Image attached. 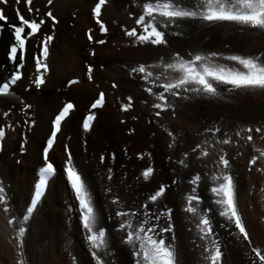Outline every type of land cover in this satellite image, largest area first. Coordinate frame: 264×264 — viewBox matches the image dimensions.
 I'll return each mask as SVG.
<instances>
[{
    "label": "bare ground",
    "instance_id": "6f19581e",
    "mask_svg": "<svg viewBox=\"0 0 264 264\" xmlns=\"http://www.w3.org/2000/svg\"><path fill=\"white\" fill-rule=\"evenodd\" d=\"M47 1L51 2L48 6ZM93 2L33 0L28 5L25 0L18 4L8 0L2 4L8 21L14 20L19 9L26 18H44L45 23L28 42L23 76L0 96V127L6 132L0 153V188L5 196L0 203V264H96L80 219L82 210L64 176L65 147L70 150L71 165L91 193L97 227L106 233L102 253L106 264L137 261L132 246L125 242L126 232L120 228L127 218L118 216V211L135 212L137 215L131 217L134 225L145 219L147 211L146 227L156 226L157 238H163L175 250L176 264H210L205 248L212 250V240L221 252L217 264H261L253 249L264 255V172L257 170L264 168V157L255 165L250 160L259 156L256 149L264 151V131L255 132L256 128L264 129V92H229L228 86L220 85L221 95L208 97L181 89L179 97L168 96L169 106L145 91L151 85L131 69L140 64H160L147 70L154 73L150 81L163 73L156 84L164 83V76L172 80L181 73L165 71L161 59L170 63L177 56L188 60L196 53L210 52L224 57L257 56L264 53V31L241 28L232 22L185 19L163 29L166 45L154 46L125 34L126 29L133 27L141 32L142 26L135 21L146 0H108L100 15L107 23L104 36L97 34L90 16ZM184 2L192 4L198 0ZM52 15L56 22L50 21ZM87 28L94 36L92 42L85 37ZM48 33L53 34L48 43L50 69L45 83L37 87L31 54L38 51L40 40ZM98 39L105 43L97 45ZM11 41V31L4 25L0 37V79L14 70L18 61L7 58ZM213 60L243 70L237 62ZM89 65L94 66L91 82L85 75ZM71 77H78L79 81L66 88L64 84ZM162 90L153 87L154 92ZM99 91L105 92L104 104L94 111L91 127L82 130V114ZM68 99L75 102L74 108L62 120L49 154L57 171L34 211L28 213L36 169L42 163L41 146L53 114ZM155 103L164 108H154ZM249 127L253 129L251 133L243 131ZM217 128L219 132L215 131ZM248 135L253 136L252 141L247 140ZM225 139L230 143H222ZM204 151L208 155H202ZM221 155L229 160L226 169L219 165ZM148 168L152 173L146 179L143 173ZM222 173L233 178L235 203L248 240L233 221L220 215L221 206L215 203L219 197L211 188L219 181L212 177ZM197 176L200 179L193 184ZM160 186L164 192L151 201L149 197ZM192 194L199 197L198 204L193 203L200 214L211 221L212 235L203 240L197 228L198 217L185 211L187 197ZM164 228L170 230L160 232Z\"/></svg>",
    "mask_w": 264,
    "mask_h": 264
},
{
    "label": "snow or ice",
    "instance_id": "6c2138e0",
    "mask_svg": "<svg viewBox=\"0 0 264 264\" xmlns=\"http://www.w3.org/2000/svg\"><path fill=\"white\" fill-rule=\"evenodd\" d=\"M8 0H0V3H7ZM17 4L20 0H16ZM25 2L30 5L31 0H25ZM106 0H98L95 5L94 13L96 17L101 15V6L104 5ZM29 12L32 11L29 7ZM17 11V18L19 24H11L10 27L13 29L14 39L16 41L10 48L9 58L13 61L17 60V54L19 50V61L18 68L23 66L24 55L26 52V43L31 39L36 33L39 32L41 26L45 23L44 20L37 22L35 19H26L19 11ZM48 15H51L50 13ZM185 19H199L207 23H217V22H232L239 25L241 28L249 27L255 30L264 31V0H198V2L187 4L184 0H146L142 3V13L138 16L135 23L137 26H142L141 32L138 33L137 28L133 27L130 30L126 29L125 34L128 37H135L136 41L139 43H151L154 46L166 45L167 40L165 38L166 33L163 29H167L170 26L176 24L178 20ZM0 21L8 23V17L4 13L3 9H0ZM101 31L106 32L107 29L99 21ZM3 25H0L2 28ZM26 29L28 31L26 32ZM178 34V33H174ZM51 36H46L42 41L43 44V56L46 58L48 55L47 43L52 40ZM91 40L92 37L89 36ZM97 43L103 44L104 40H99ZM264 53L257 56H242V55H230L224 57L222 54L217 52H210L208 54L196 53L191 59L185 60L182 57H174L173 61L170 63H164L161 59V64L165 71L172 70L177 73H181L178 77L172 80H168L167 76H164V83L156 84V81L161 80L163 73L156 74L154 80L152 78L154 73L148 71L147 68L160 67L157 65L140 64L138 67H133L131 71L133 73L142 74V79L146 84L151 86L146 87L150 95L155 96L157 100L164 101L165 104L170 106V101L168 96H180V90L184 92H192L197 95L203 94L208 97H217L221 95L219 86H228L227 91L232 92L234 90L241 89H255L264 92ZM213 58H222L228 61L237 62L242 66V69L229 68L228 65L216 64ZM37 70L40 67L47 68L46 64L37 58ZM91 70V69H90ZM20 79V75L17 74L12 77L11 81H5L0 84V94H6L9 91L10 83H15L16 80ZM213 81V82H210ZM37 87L44 83L42 76L37 77L35 81ZM153 87L161 88L162 91L154 92ZM167 94V95H166ZM187 98V97H183ZM104 101V94L101 93L99 98L91 105L92 109H96L101 106ZM73 104L68 103L63 107V110L55 116L52 122V131L50 138L47 141V147L44 149L45 159L47 160L48 151L52 148L53 143L60 131L61 121L69 113V110L73 109ZM126 107H130V104ZM154 108L163 109L164 105L161 103H155ZM5 117L8 113L3 114ZM157 116L160 112L156 113ZM95 119L93 114H89L84 118L83 127L88 130L91 127V121ZM11 128L12 125H7ZM211 131V130H210ZM215 131L219 132L217 128ZM248 133L253 131L252 128L243 129ZM264 129L256 128L255 132L260 133ZM171 135V133H170ZM237 136L240 135L239 132L236 133ZM6 136L5 128L0 127V140H3ZM264 139V137H262ZM248 141L253 140L252 135L247 136ZM224 144L230 143L228 139L222 141ZM199 147V146H197ZM259 156H253L250 160V164L255 165L257 161L264 157V151L256 149ZM202 155H208L207 151H204ZM103 160V157L101 158ZM69 167L66 168V174L68 180L73 188L76 198L78 200L79 206L81 208V222L83 227L87 230V240L91 244L92 256L96 260V264H106L104 252L106 246V233L103 229L97 227V220L95 214V208L92 203L91 193L87 187L86 182L82 178L81 174L71 166V155L68 157ZM219 165L223 168H228L229 160L221 155L219 158ZM258 171L264 172V168L257 169ZM53 171V165L48 163L47 166L41 169V177L39 183L36 186L35 195L32 200V206L28 208V213L33 211L39 201L43 187L46 184L47 174ZM152 173V169L148 168L144 171L143 175L147 179ZM200 177L197 176L192 181L195 184L199 181ZM213 181H219L211 188L212 193L219 197L216 199L215 203L221 206L220 215L227 217L229 220L233 221L239 231L244 234V239L248 240V234L241 221L238 214L236 203H235V192L233 178L227 174H221L220 176H213ZM164 188L161 187L155 194L151 195L149 199L151 201H156L158 197L164 192ZM193 193H195V188H193ZM3 188H0V203H3L5 196L3 195ZM114 203H118V200H114ZM193 202L198 204L199 197L195 194L189 195L187 197L188 206L185 211L198 217L197 228L202 233L201 239L210 237L212 235L211 221L206 215L200 214L198 207ZM147 209V205H144ZM7 211V208H5ZM164 213H161L163 215ZM117 215L120 217H126L127 219L121 223L120 228L126 232L125 242L132 246L133 255L137 257L136 264H176V254L175 250L171 245L167 244L163 238L159 237V232L156 226L149 225L148 213L145 212V219L138 224L134 225L131 217H135L137 214L135 212L129 213L125 211H118ZM159 220V215L155 217ZM170 228L160 229V232L169 231ZM23 229H21V232ZM212 250L205 248L208 252L206 259L210 261V264H217L220 259L221 252L216 244L215 240L211 241ZM255 255L259 258L261 264H264V255L261 254L259 249H253Z\"/></svg>",
    "mask_w": 264,
    "mask_h": 264
},
{
    "label": "rangeland",
    "instance_id": "374dc122",
    "mask_svg": "<svg viewBox=\"0 0 264 264\" xmlns=\"http://www.w3.org/2000/svg\"><path fill=\"white\" fill-rule=\"evenodd\" d=\"M101 45H102V44H101ZM85 75L87 76V72H86V74H85ZM82 115H83V114H82ZM83 145H84V143H83ZM160 187H162V186H160ZM160 187H159V188H160Z\"/></svg>",
    "mask_w": 264,
    "mask_h": 264
}]
</instances>
